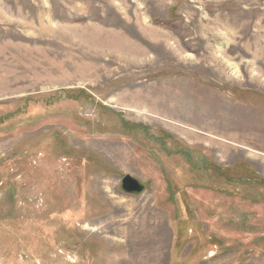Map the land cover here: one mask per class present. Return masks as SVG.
<instances>
[{"label": "rangeland", "instance_id": "1", "mask_svg": "<svg viewBox=\"0 0 264 264\" xmlns=\"http://www.w3.org/2000/svg\"><path fill=\"white\" fill-rule=\"evenodd\" d=\"M0 264H264V0H0Z\"/></svg>", "mask_w": 264, "mask_h": 264}, {"label": "water", "instance_id": "2", "mask_svg": "<svg viewBox=\"0 0 264 264\" xmlns=\"http://www.w3.org/2000/svg\"><path fill=\"white\" fill-rule=\"evenodd\" d=\"M121 187L123 192L128 194H142L145 186L136 178L127 175L122 179Z\"/></svg>", "mask_w": 264, "mask_h": 264}, {"label": "bare ground", "instance_id": "3", "mask_svg": "<svg viewBox=\"0 0 264 264\" xmlns=\"http://www.w3.org/2000/svg\"><path fill=\"white\" fill-rule=\"evenodd\" d=\"M150 30V29H149ZM146 32H148V31H146ZM155 32V31H154ZM156 33V32H155Z\"/></svg>", "mask_w": 264, "mask_h": 264}]
</instances>
